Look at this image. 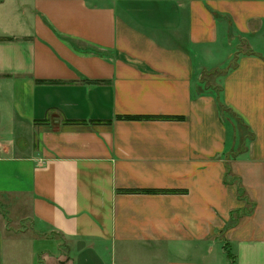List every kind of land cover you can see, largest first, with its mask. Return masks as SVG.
I'll list each match as a JSON object with an SVG mask.
<instances>
[{
  "label": "crops",
  "instance_id": "0c3cea01",
  "mask_svg": "<svg viewBox=\"0 0 264 264\" xmlns=\"http://www.w3.org/2000/svg\"><path fill=\"white\" fill-rule=\"evenodd\" d=\"M6 38L0 264H264V0H0Z\"/></svg>",
  "mask_w": 264,
  "mask_h": 264
},
{
  "label": "rangeland",
  "instance_id": "374dc122",
  "mask_svg": "<svg viewBox=\"0 0 264 264\" xmlns=\"http://www.w3.org/2000/svg\"><path fill=\"white\" fill-rule=\"evenodd\" d=\"M14 1L15 0H8L10 3ZM258 41L261 47L258 51L261 52L262 50V52H264V38ZM239 44L238 38H232L230 40L224 39L220 42L218 48H215L211 54L205 57L197 55L195 59L196 69L198 73L205 71V78L208 80L207 85L217 81L228 70L233 68L238 61L241 50L242 53L248 52V47L245 44L243 47H240ZM203 66L204 68L201 69Z\"/></svg>",
  "mask_w": 264,
  "mask_h": 264
},
{
  "label": "trees",
  "instance_id": "16d2710c",
  "mask_svg": "<svg viewBox=\"0 0 264 264\" xmlns=\"http://www.w3.org/2000/svg\"><path fill=\"white\" fill-rule=\"evenodd\" d=\"M1 40H10V39H0ZM236 66V64L234 65ZM233 66V67H234ZM216 93V99L218 101V105L220 106V110L222 112V114L227 117L229 116V114H234L232 113L231 109L227 108L226 105L223 104V100H222V92H223V88H215ZM126 119H130V118H126ZM132 119H136V120H143V119H147V120H158V119H163V120H182L183 118L181 117H164V118H160V117H136V118H132ZM237 120L240 122V118L237 116ZM65 124H85L84 122H75V121H68L66 120L64 122ZM90 124H97V122H92ZM235 181H237L238 184V194H239V198L241 200H247V197L245 195V191L244 188L242 187L241 183H240V179H236L235 177H233L231 175V170L229 168H227V174H226V182H231L234 183ZM254 205H252V208L248 211H245L243 213H239V212H235L232 214V223L235 224L237 219L239 218V215L245 214V215H249L251 214L252 210H253ZM237 214V219H233V216H235Z\"/></svg>",
  "mask_w": 264,
  "mask_h": 264
}]
</instances>
